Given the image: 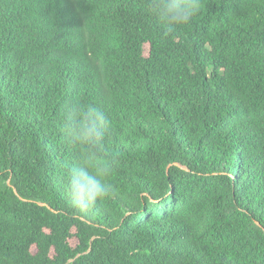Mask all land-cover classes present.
Instances as JSON below:
<instances>
[{"label": "trees", "instance_id": "16d2710c", "mask_svg": "<svg viewBox=\"0 0 264 264\" xmlns=\"http://www.w3.org/2000/svg\"><path fill=\"white\" fill-rule=\"evenodd\" d=\"M150 2L0 0V264H264V0ZM73 105L109 120L91 210Z\"/></svg>", "mask_w": 264, "mask_h": 264}, {"label": "clouds", "instance_id": "9594fccd", "mask_svg": "<svg viewBox=\"0 0 264 264\" xmlns=\"http://www.w3.org/2000/svg\"><path fill=\"white\" fill-rule=\"evenodd\" d=\"M149 7L162 28L171 32L189 24L200 4L199 0H151ZM108 127L106 113L92 105H73L66 114V136L75 144L81 158L80 164L71 169L66 184L73 209H94L113 191L109 178L115 162L106 159L103 151Z\"/></svg>", "mask_w": 264, "mask_h": 264}, {"label": "rangeland", "instance_id": "374dc122", "mask_svg": "<svg viewBox=\"0 0 264 264\" xmlns=\"http://www.w3.org/2000/svg\"><path fill=\"white\" fill-rule=\"evenodd\" d=\"M72 244H73V246H75L76 245V241H72Z\"/></svg>", "mask_w": 264, "mask_h": 264}]
</instances>
